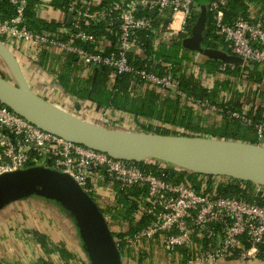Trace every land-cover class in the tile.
<instances>
[{
	"label": "built area",
	"instance_id": "built-area-1",
	"mask_svg": "<svg viewBox=\"0 0 264 264\" xmlns=\"http://www.w3.org/2000/svg\"><path fill=\"white\" fill-rule=\"evenodd\" d=\"M7 1L12 5L14 15L0 19V36L6 39L5 44L11 50L26 54L29 65L35 64L41 50L54 47L73 54L83 64H104L112 68L115 76L132 73L150 87L186 97L170 64H162V71L140 69L130 62L129 53H134L133 59L142 55L139 30L151 31L154 40H170L174 35L179 39L188 37L191 16L199 8L194 3L200 2L207 3L208 11L213 13L215 34L225 41V49L242 57L245 64L254 61L264 68V21L238 16L231 24L225 23L221 11L226 0H113L96 8H91L88 0H71L67 13H63L72 17V26L62 22L52 33L37 32L28 27L25 21L28 0ZM49 1L38 0L40 6L49 5ZM102 1L96 0V5ZM140 8L145 14L138 12ZM149 10L155 11L153 17L147 14ZM154 18L159 20L157 27ZM84 22H103L107 34L114 37L115 42L109 40L108 45L97 42L93 51L76 44L77 40L88 43L96 40L82 28ZM107 49H110L108 53ZM219 49L225 51L224 47ZM225 65L235 66L224 63L221 71ZM187 99L252 126L258 144L264 145V121L255 122L246 110L225 109L207 100ZM98 111L90 121L117 128L113 127L114 120L109 114ZM145 164L156 165L155 172L170 167L153 160H146ZM34 166L69 175L99 207L125 209L120 202L119 190H127L124 194L135 203L133 225H137L142 217H147L148 222L132 234L114 237L126 259L137 256L143 246L150 243L171 256L176 264H215L234 253L237 259L258 255L264 264V248H261L264 245V203L220 195L217 188L228 184L232 178L211 176L209 189L202 186L195 190L186 181L164 179L135 162L114 159L46 132L0 104V175ZM205 176L200 178L206 180ZM135 186L146 187L147 192L130 195L128 189ZM251 192L256 198L262 197L264 186L253 184ZM110 214H104L107 220ZM126 223L128 226V221ZM180 249L185 250L184 257H181ZM71 264H89V261L84 256L83 260L79 258Z\"/></svg>",
	"mask_w": 264,
	"mask_h": 264
},
{
	"label": "water",
	"instance_id": "water-1",
	"mask_svg": "<svg viewBox=\"0 0 264 264\" xmlns=\"http://www.w3.org/2000/svg\"><path fill=\"white\" fill-rule=\"evenodd\" d=\"M190 35L173 39L184 49L240 66L244 59L204 45L208 4L195 2ZM142 11L140 8L138 12ZM150 17L155 11L149 10ZM0 60L10 78L0 76V104L38 128L108 154L141 163L159 161L206 176H224L264 186V145L235 139L151 133L110 128L66 111L35 92L12 50L0 40ZM255 64L254 61L251 62ZM245 125V124H244ZM60 205L72 220L89 264H123L108 221L97 202L67 174L34 166L0 175V209L31 192Z\"/></svg>",
	"mask_w": 264,
	"mask_h": 264
},
{
	"label": "crops",
	"instance_id": "crops-1",
	"mask_svg": "<svg viewBox=\"0 0 264 264\" xmlns=\"http://www.w3.org/2000/svg\"><path fill=\"white\" fill-rule=\"evenodd\" d=\"M39 3L36 0L37 17L40 16L48 21L53 20L57 23V27L62 22L68 27L72 26L73 20L70 15L66 16L60 10L53 9L49 5L40 6ZM88 3H90L91 8L96 7V0H88ZM248 9L253 16L255 15L256 19L264 21V10H261L260 7L250 4ZM103 39H106V41ZM108 39L112 38L101 37L98 45H108ZM159 43H165L166 45L175 43L181 46L175 42L173 37L168 41L164 39L155 40V48L158 47ZM181 48L184 49L182 46ZM184 50H179L178 52L179 54L187 55V60H184L179 67L180 71L183 70L182 72L193 75L206 89H213L218 81L224 79L221 74L213 75L207 72L203 64L206 59L204 55L199 52L190 50L186 52ZM42 52H44V55L41 58ZM17 53L23 63L22 71L30 87L35 92L60 108L75 113L84 119L93 120L96 110H99L98 112L105 111L109 114L114 120L113 127L120 129L159 133V130L155 128L163 127L168 131L167 134L220 138L207 132L194 133V128L196 127L207 129L221 126L222 117L218 111L206 106H199L185 97L180 96V104L175 106V102H172L173 93L158 87H150L149 85H144L141 87L142 89L137 87L135 92H138L140 96L143 93L141 97L145 96L143 90L148 89L157 93L160 101L165 99V103H163L164 112L173 111L174 113L173 109L177 107L178 111L176 112L177 115L175 114L174 116L176 117L174 120L160 123V120L157 119L154 122H150L129 112H122L112 108H105L107 109L105 110L86 100L76 98L74 93L78 94L77 91L85 87L86 83L83 80H86L87 75L90 74L91 66L83 64L73 54L74 61L69 64L65 61L66 53L51 47L41 50L37 55V63L29 65L30 59L26 58L27 55L20 52ZM244 65L246 64L243 63L240 67H244ZM258 71L262 72L263 81L261 83L246 80L247 71H242L240 77L230 78L231 81L228 87L224 88L222 85L217 84L216 100L218 103H222V101L228 102L232 108L246 110L252 118L258 117V120L264 121V68L259 65ZM74 88H76V91L72 92ZM184 109L190 111V115L180 118V113L185 111ZM241 125L242 134L246 135V125L243 123ZM150 126L153 128H150ZM107 221L112 234L128 228L127 223L124 226L122 225V215L118 212H112ZM36 232L45 234L52 245L56 247V250L46 254L36 239ZM57 248L63 249L64 253L60 254ZM234 255L220 259L215 264H263L258 255L246 259H237ZM84 256L86 255L72 220L55 203L48 202V200L34 201L31 196H27L12 201L0 209V264H41L40 260L50 262V264H71L79 258L83 260ZM140 257L142 262H138ZM170 257L160 248L146 243L137 256L128 258L129 260L124 258L123 264H176ZM181 257L184 256L182 255ZM181 261L183 262L184 259H181Z\"/></svg>",
	"mask_w": 264,
	"mask_h": 264
},
{
	"label": "trees",
	"instance_id": "trees-1",
	"mask_svg": "<svg viewBox=\"0 0 264 264\" xmlns=\"http://www.w3.org/2000/svg\"><path fill=\"white\" fill-rule=\"evenodd\" d=\"M71 0H52L49 5L53 9H58L61 12L67 13V7ZM113 0H103L100 4L96 5L97 7L108 5ZM226 5L222 8V18L225 23L231 24L236 17L240 16L245 19H256L252 13L249 11V5H255L256 7H260L261 10H264V0H226ZM96 8V7H95ZM36 0H28V5L25 10V21L30 29L37 32H53L57 28V23L53 20H45L40 16L37 17L36 15ZM139 13L145 14V11L142 10ZM14 15V9L12 5L7 0H0V19L10 18ZM196 20L194 15L191 16L190 23L191 25ZM154 25L157 27L159 24V20L157 18L153 19ZM82 28L88 33H91L95 37V41L88 43L81 40L75 41L76 44L84 47L85 49L94 50V47L99 43L101 37H110L112 43L115 42V38L112 36H108L105 30V25L103 22H99L96 24L91 23H81ZM191 25L190 29L191 30ZM206 30L207 36L204 38V45L212 47L214 49H219L224 47L226 53L231 54L229 50L225 49V41L218 37L215 34V28L213 24V13L211 11L207 12V19H206ZM138 38L142 44L143 52L142 55L134 58V53H129V60L134 64L135 67L140 69H146L148 71L157 70L162 71V64L167 63L170 64L173 68L174 74L177 76L179 82L180 90L186 95L187 98H192L193 100H201V101H209L212 104L217 106H222V108H231L230 103H218L217 99V84L222 85L224 88L228 87L230 84V78H237L242 75V71H247L245 75L246 80H250L252 82L261 83L263 81L262 72L258 71V63L252 64L248 63L244 65V67L240 66H230L225 65L224 71H221L220 67L224 65L220 59H213L207 58L205 59L204 67L207 72L211 74H218L220 75L223 73L224 79L222 81H218L213 89H206L204 88L199 80L195 78L191 74H187L185 72L180 71V66L184 60H187L186 54H179V50H184L181 46L172 43L170 45H166L165 43H159L158 47L155 48V35L151 31L147 30H139L137 32ZM0 40L6 43V39L3 36H0ZM110 49H107V53ZM188 52L187 50H184ZM12 52L17 57L21 68L23 67V63L21 59H19V55L17 51L12 50ZM184 52V53H186ZM43 53V54H42ZM41 58L44 55L42 52ZM74 56L72 54L67 53L65 57V61L67 63H72L74 60ZM37 63V61H36ZM91 72L87 75L86 80H83L86 84L85 87L78 90V94L74 93L76 98H80L82 100H86L89 103L96 105L100 108H112L115 110H119L122 112H129L133 115H138L139 117H143L147 119V121L154 122L155 120H160V123L167 120H174L177 115V107H175L174 113L173 111L164 112L163 111V103H165V99H161L157 93L152 90H143L145 92V96L138 95V92H135L136 88L142 89L141 87L148 86L145 82L137 77L132 73H124L122 75H114V72L111 67L104 65V64H96L91 66ZM3 75V74H2ZM7 77V76H4ZM11 79V77H10ZM79 79V78H77ZM67 85V83H66ZM71 89V87H70ZM80 89V88H79ZM72 90V89H71ZM76 88L73 89L72 92H75ZM141 91V90H140ZM82 92V93H81ZM173 100L175 102V106L180 104V96L177 94L172 95ZM159 100V101H158ZM188 100V99H187ZM160 103V104H159ZM158 106V108H157ZM185 111L180 113V118H184L190 115V111L184 109ZM137 116V117H138ZM166 116V118H165ZM222 117V125L218 127H210L207 129H201L199 127L194 128V133L200 132H207L213 136H218L220 138L226 139H235V140H244L251 143H259L258 136L256 134L255 129L252 126H247L245 129L247 130V134H242V125L241 123L233 118H230L226 113H220ZM255 122H259L258 117L252 118ZM147 126V125H145ZM144 126V127H145ZM149 128V126H148ZM150 128H153L150 126ZM156 130H159V133H168L166 128L163 127H156ZM264 143V141H263ZM153 162H155L153 160ZM138 165L143 166V168L147 169L148 171L154 172L156 175L168 179V180H175V181H186L190 186L195 188V190H199L202 186H205L209 189L211 187V176H205L206 180L200 178V174L193 173L191 171H186L176 167H168L164 170H159L157 172V166L153 164H145V162L136 163ZM252 183L244 182L239 180L232 179L228 184L221 185L217 188V192L220 195L224 196H235V197H242L246 198L250 201H257L260 203H264V196L262 197H254L251 189ZM126 189L119 190L120 195V202L126 206L125 209L116 210L111 207H107L101 211L105 214L106 212H118L122 215V220L128 221V228L126 231L121 233H113V236L121 237L124 234H132L135 230L143 227L148 222L147 217H142L140 222L137 225H133L132 223V212L135 207V203L128 200L126 194H124ZM129 190L130 195H139L143 192H147L146 187H132ZM211 190V189H210ZM127 191V190H126ZM31 196L39 197L43 200H48V202H53L57 205V203L52 200L48 199V197L44 195H39L37 193H33V191L29 194ZM25 198V197H23ZM22 199V198H20ZM58 208L64 212L60 205H57ZM36 239L41 246L42 250L46 254H50L53 250H56L55 246L52 245L50 240L46 237L45 234L40 232H36ZM264 248V245L261 246ZM57 251L60 254H63V249L57 248ZM121 254V259L123 263V251L119 249ZM180 252L185 255V250L180 249ZM138 262H142V258L138 259ZM41 264H50V262L40 260ZM69 264V263H68Z\"/></svg>",
	"mask_w": 264,
	"mask_h": 264
},
{
	"label": "rangeland",
	"instance_id": "rangeland-1",
	"mask_svg": "<svg viewBox=\"0 0 264 264\" xmlns=\"http://www.w3.org/2000/svg\"><path fill=\"white\" fill-rule=\"evenodd\" d=\"M169 40V39H168ZM167 40V41H168ZM36 64V63H35ZM3 74V75H2ZM0 76H7L6 78H10V74H9V72H8V70H7V68L5 67V65L3 64V62L0 60ZM31 198L32 199H34V201H43L41 198H39V197H36V196H31ZM100 208L102 209V210H104L105 208L102 206V205H100ZM124 224H126V221H123V226H124ZM121 225V224H120ZM124 228V227H123ZM125 260H127V259H125ZM129 260V259H128Z\"/></svg>",
	"mask_w": 264,
	"mask_h": 264
}]
</instances>
